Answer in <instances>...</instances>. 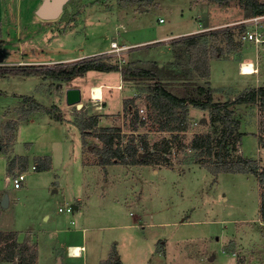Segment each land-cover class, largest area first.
I'll use <instances>...</instances> for the list:
<instances>
[{
	"label": "rangeland",
	"instance_id": "rangeland-1",
	"mask_svg": "<svg viewBox=\"0 0 264 264\" xmlns=\"http://www.w3.org/2000/svg\"><path fill=\"white\" fill-rule=\"evenodd\" d=\"M41 1L0 0V65H52L63 58L81 56L65 63L75 62L87 57L83 56L85 53L102 54L98 51L110 49L112 39L143 41L132 49L139 60L124 62L111 55L121 66L148 67L153 61L150 58L157 57L161 59L156 61L163 64L186 63V44L176 41L182 36L166 43L147 40L184 32L199 23L201 30L197 32H202L232 27L246 19L238 0H151L128 6L118 5V0H68L56 19L47 20L35 13ZM160 16L164 20H159ZM258 28L264 34V17ZM250 40L242 38L241 47L231 50L228 59H212L208 78L193 74L191 79L202 85L209 83L215 99L221 100L233 99L247 87L264 85V44ZM243 61L253 62L255 72H240ZM91 77L109 84L119 80L116 71L98 70L71 81L39 75L0 77V203L4 194L9 201L6 207L0 205V232L15 231L9 228L14 222L19 228L16 239L26 240L33 248L26 229L43 226L41 212H49L50 220L62 217V222L75 226L77 215L82 212L74 215L58 208L71 205L77 202V196L84 195L86 200L91 199L86 212L98 219L95 225H116L88 231V241L94 233L112 241L113 259L120 254L123 264H264V221L258 215L260 189L252 174H213L192 162L190 150L177 151L175 147L172 166L113 163L108 164L110 167H97L91 163L92 154L83 147L82 133L74 123L82 111L87 116H100L96 129L104 125L110 129L119 127L123 141L131 135L139 139L146 134L150 142L170 135L157 130V124L149 120L145 94L134 88L133 80H124L123 87L134 88L132 96L140 95L144 101L136 99L139 114L148 119L145 125L132 131V112L125 113L123 108L116 114H99L95 111L97 102L89 98ZM64 82L82 87L81 107L66 104ZM167 87L177 91L174 86ZM105 92V110L116 111L121 105V91L111 85ZM24 95L47 107H58L62 119L41 110L30 112L26 120L20 119L29 107L28 101L22 99ZM235 107L239 131L244 133L235 153L256 159L264 166V147L260 143L264 142V113L257 105ZM187 114L189 126L181 133L184 145L208 127L207 111L190 106ZM86 139L100 143L94 133ZM19 155L26 158V167L21 171L25 178L20 187L14 188L12 183H6L5 175L20 172L19 162L11 166ZM41 157H49V167L32 169ZM185 157L189 158L187 163ZM105 169L109 170L107 174ZM104 177L112 181L108 186L104 185ZM106 187L110 191L102 199L101 189ZM53 188L58 190L54 192ZM113 193L118 197L112 199ZM132 222L136 223L135 228L122 226ZM112 256L107 263L112 262Z\"/></svg>",
	"mask_w": 264,
	"mask_h": 264
},
{
	"label": "trees",
	"instance_id": "trees-1",
	"mask_svg": "<svg viewBox=\"0 0 264 264\" xmlns=\"http://www.w3.org/2000/svg\"><path fill=\"white\" fill-rule=\"evenodd\" d=\"M149 1L151 0H118V5L128 6L136 2L144 4ZM213 1L227 3L229 0ZM238 1L243 9L244 18L264 15V0ZM252 27L240 22L225 29L196 32L179 37L177 43L186 44V63L176 61L160 65L158 61H151L148 67H135L130 64L121 66L111 55L102 53L69 63L58 62L39 66L0 65V77L39 75L45 79L71 81L74 77L84 76L90 70L119 71L124 80H133L138 92L143 91L145 94L148 118L152 124H157V130L167 131L170 135L162 136L153 142L149 141L146 134L141 135L139 139L131 135L128 140L123 141L119 127L96 129L99 118L94 115L87 116L82 113L83 111H79L74 123L82 133L83 147L92 154L91 163L100 166L113 163L172 166V152L180 148L190 150L192 162L200 164L213 174L219 172L252 174L260 189L258 215L260 220L264 221V166L256 159L235 153L237 144L244 134L239 131L240 121L235 117V106L257 105L264 113V85L247 87L233 99L221 100L215 99L214 89L209 83L202 85L191 79L194 75L203 79L208 78L210 61L228 59L229 52L237 46L241 47L243 35ZM224 41L227 44H224ZM170 82H173V85ZM167 84L174 86L177 91L169 89ZM22 99L28 101L29 107L19 116L20 119L26 120L30 112L38 110L47 112L57 120L63 117L56 106L47 107L28 95H24ZM136 99L142 100L140 95L123 100L124 112H132L130 120L132 131L136 130L138 125L144 126L147 119L139 114ZM190 106L207 111L208 127L205 131L196 133L191 141L184 145L181 133L189 126L187 112ZM261 129L264 130V127ZM92 133L99 140V144L87 141L86 137ZM260 143L264 147V142ZM183 160L187 163L189 158L185 157ZM18 162L20 171L24 170L26 158L19 155L11 162V166ZM49 165V157H41L34 164L35 170L47 169ZM0 261L11 264H35L36 251L34 247L30 248L26 240L18 241L15 231L0 232ZM102 264L122 262L113 259L111 263L104 261Z\"/></svg>",
	"mask_w": 264,
	"mask_h": 264
},
{
	"label": "crops",
	"instance_id": "crops-1",
	"mask_svg": "<svg viewBox=\"0 0 264 264\" xmlns=\"http://www.w3.org/2000/svg\"><path fill=\"white\" fill-rule=\"evenodd\" d=\"M159 19H163V17L160 16ZM200 23L191 29L188 30H184V32H179V33H170L167 35H163V36H155L154 38H151L150 40H147L149 42L147 43H166L168 42L169 39H172L178 35L180 36H184L187 34H191L193 32H197L201 29H199ZM205 29V28H204ZM111 41H115L117 43V45L119 46H126L127 48H125L122 52H121V57L123 59L124 62H133L136 60H139L140 57L139 55H136L134 51H132V49L136 48L137 45L139 43H142L143 41H138V42H134V43H127V42H117L115 39H112ZM108 49L105 50H101L98 51L99 53H103L106 52ZM92 53V54H91ZM88 54H83V56L85 55H93V53L95 52H91ZM96 54V53H95ZM82 55V54H81ZM81 56H71L69 58H63L60 60H57L58 62H66L70 59L73 58H80ZM157 59H161L160 57L157 58H150V60L156 61ZM159 62V61H158ZM244 62V61H243ZM159 64L161 65L162 63L159 62ZM91 71V70H90ZM89 72V71H88ZM87 72V73H88ZM118 72V76H119V80L118 82H115V84H109V82H104V81H98L95 78L91 77V84L89 85V98H92V89L93 86H100L101 87V97H99L98 99H93L97 102V106L95 108V111L97 110L99 114H105V115H109V114H116L118 112H120L123 108V99L125 98H131L133 97L132 95L135 93L134 88H131L129 86L127 87H123L124 86V78L122 77L121 73L119 71ZM86 73V74H87ZM85 74V76H86ZM95 79V80H94ZM87 80V79H86ZM86 83V82H85ZM84 83V84H85ZM65 84V82H64ZM113 85V87H115L116 89H119L121 91V93L119 94V98L121 99V105L119 106V108L116 111H112L111 112L108 110L106 111L105 109H107V104H106V100H105V88L108 86ZM65 89L69 86H78L81 89V93H82V87L77 83H74L73 85H64ZM120 86V87H119ZM125 89H131V91L129 92L128 90L125 91ZM134 92V93H133ZM91 94V96H90ZM83 98V96H82ZM100 104V105H99ZM101 109V110H100ZM100 118V116L98 117ZM100 121L98 120V125L100 126ZM106 125H104L105 127ZM97 167L99 165H96ZM108 167H110V165H107ZM149 166V165H148ZM162 167V166H161ZM106 170V174L109 172L108 169ZM153 171L156 173L158 172V170L155 168L153 169ZM104 185L108 186V184H110L112 181L111 179H107L106 177H104ZM59 184V183H58ZM21 186V185H20ZM58 190V188H53V191L56 192ZM101 198L103 199L105 197V192H109V188H102L101 189ZM132 192H134L132 190ZM8 196V195H7ZM118 196L113 193L111 198L115 199ZM91 199L86 200V198L84 197V195H80L76 197V201L75 203H72L71 206L73 208L72 213L74 215H76L77 213L82 212L81 214L77 215V224L75 226H70L69 224H66L64 222H62L63 218L62 217H56L53 218L52 220H50L49 217V212L44 211L41 212V218L44 219V224L41 227L38 228H34V227H29L28 229H26V231H28L29 238L31 239V242L33 243L34 249L36 251V257H37V262H35V264H102L104 261H107V259H109L112 255L113 252L112 250L115 251V247L113 248V246L110 244L112 243V241H107L105 239H103L100 236L94 234L90 235V240L91 243L88 241V231L89 232H94L95 230L98 229H105L107 227H114L116 225H95L94 222L98 219L92 218L90 216H88L87 214V209H88V201ZM139 201V200H138ZM9 203V201H8ZM87 214V215H86ZM116 215V212H115ZM115 218V216H114ZM112 218V219H114ZM73 223V220L71 219V224ZM135 224L134 222L132 223H124L122 226H127L128 228H133V227H129V226H134L135 228ZM73 225V224H72ZM11 230H15L19 231V228H16L14 222L10 223V227ZM72 247H77L79 248V253H75V251H72ZM81 249V250H80ZM120 254H118V256H116L114 259H120ZM112 260H113V256H112ZM122 261V260H121ZM111 263V262H110ZM123 264V262H122Z\"/></svg>",
	"mask_w": 264,
	"mask_h": 264
},
{
	"label": "built area",
	"instance_id": "built-area-1",
	"mask_svg": "<svg viewBox=\"0 0 264 264\" xmlns=\"http://www.w3.org/2000/svg\"><path fill=\"white\" fill-rule=\"evenodd\" d=\"M263 17H264V15L253 16V17L246 18L242 21L243 23L248 22L249 24H251L253 26L251 29H249L245 32V34L243 35V39H247V40L251 39L250 41H252V42L254 40L256 44H258V43L264 44V34L258 28V22ZM159 20H162V19H159ZM110 47L111 48L109 50H107L106 53H108L109 55H112V56L113 55L117 56L120 61H123V59L121 57V52L127 47L126 46H119V45H117V43L115 41L110 42ZM252 64H253V62H252ZM90 96H91V94H90ZM31 168L35 169V166L32 165ZM24 178H25V174H24V172H21V171L15 173V174H12V175H5L6 183H9V182L12 183V186L14 188L20 187ZM58 210L59 211L65 210L66 212H72L73 208L71 205H67L65 208L59 207Z\"/></svg>",
	"mask_w": 264,
	"mask_h": 264
},
{
	"label": "water",
	"instance_id": "water-1",
	"mask_svg": "<svg viewBox=\"0 0 264 264\" xmlns=\"http://www.w3.org/2000/svg\"><path fill=\"white\" fill-rule=\"evenodd\" d=\"M68 0H42L35 10L38 17L51 20L56 19L62 12L64 4ZM64 98L67 105H75L81 107L82 93L78 86H69L65 89ZM1 119V116H0ZM0 205L6 207L8 205V196L4 194Z\"/></svg>",
	"mask_w": 264,
	"mask_h": 264
},
{
	"label": "bare ground",
	"instance_id": "bare-ground-1",
	"mask_svg": "<svg viewBox=\"0 0 264 264\" xmlns=\"http://www.w3.org/2000/svg\"><path fill=\"white\" fill-rule=\"evenodd\" d=\"M240 72L242 73H252L255 72L254 65L252 64L251 61H244L240 63ZM92 99H98L101 97V87L100 86H93L92 89ZM72 251H75V253H79V248L77 247H72Z\"/></svg>",
	"mask_w": 264,
	"mask_h": 264
}]
</instances>
